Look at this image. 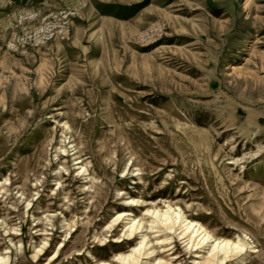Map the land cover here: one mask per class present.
Segmentation results:
<instances>
[{
	"label": "rangeland",
	"instance_id": "374dc122",
	"mask_svg": "<svg viewBox=\"0 0 264 264\" xmlns=\"http://www.w3.org/2000/svg\"><path fill=\"white\" fill-rule=\"evenodd\" d=\"M167 206L264 264V0H0V264H194Z\"/></svg>",
	"mask_w": 264,
	"mask_h": 264
},
{
	"label": "bare ground",
	"instance_id": "6f19581e",
	"mask_svg": "<svg viewBox=\"0 0 264 264\" xmlns=\"http://www.w3.org/2000/svg\"><path fill=\"white\" fill-rule=\"evenodd\" d=\"M80 162H77L79 164ZM80 172L84 174L86 169L80 167ZM134 201H128L127 205H136ZM123 215H120L121 219ZM149 219V225L145 224L146 222H132L131 226L128 228V237L134 238L137 236L136 233H156L157 236L167 235L165 239L158 240L156 245H168L172 243V240L176 237L179 240H182L185 243V246L195 247L196 249V260L194 264H217L219 261H226L227 259L232 258L237 253H240L242 246L239 243L228 241V240H214L209 251V257L203 260V257L200 255L201 250L205 249L206 246L209 247L211 240L213 239L206 230L203 229L198 223L189 221L180 210L172 209L170 206H167L165 210L159 209H150L145 213ZM147 234H142V241L140 244L131 251V255L124 257H117L113 260L117 264H137L141 257L145 259L151 258L155 253L154 250L151 251V244L147 239ZM175 247V246H174ZM173 248L170 246L163 250L162 254L167 257V255ZM223 255V258L219 260V256ZM177 259L174 256L170 262L165 263L158 261L157 264H173L172 261ZM2 261V259H0ZM150 264V262H146Z\"/></svg>",
	"mask_w": 264,
	"mask_h": 264
}]
</instances>
